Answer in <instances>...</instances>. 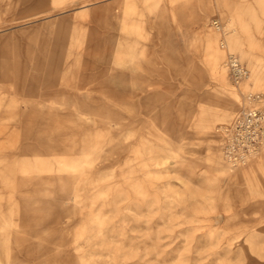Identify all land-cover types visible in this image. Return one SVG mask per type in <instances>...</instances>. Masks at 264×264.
I'll use <instances>...</instances> for the list:
<instances>
[{"label":"rangeland","instance_id":"rangeland-1","mask_svg":"<svg viewBox=\"0 0 264 264\" xmlns=\"http://www.w3.org/2000/svg\"><path fill=\"white\" fill-rule=\"evenodd\" d=\"M252 105L264 0H0V264H264Z\"/></svg>","mask_w":264,"mask_h":264},{"label":"built area","instance_id":"built-area-1","mask_svg":"<svg viewBox=\"0 0 264 264\" xmlns=\"http://www.w3.org/2000/svg\"><path fill=\"white\" fill-rule=\"evenodd\" d=\"M215 24L220 27L217 22ZM227 65L233 82L239 83L249 76L248 68L235 55L229 56ZM260 96L251 98L259 101ZM218 133L226 161L234 168L249 164L251 160L264 154V107H243L229 123L219 126Z\"/></svg>","mask_w":264,"mask_h":264},{"label":"bare ground","instance_id":"bare-ground-1","mask_svg":"<svg viewBox=\"0 0 264 264\" xmlns=\"http://www.w3.org/2000/svg\"><path fill=\"white\" fill-rule=\"evenodd\" d=\"M251 96V95H250Z\"/></svg>","mask_w":264,"mask_h":264}]
</instances>
